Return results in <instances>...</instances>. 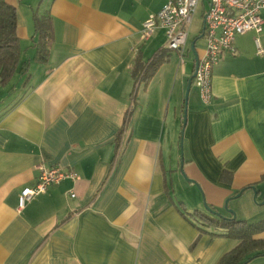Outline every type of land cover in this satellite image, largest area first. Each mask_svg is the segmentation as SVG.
Here are the masks:
<instances>
[{"label":"crops","instance_id":"1","mask_svg":"<svg viewBox=\"0 0 264 264\" xmlns=\"http://www.w3.org/2000/svg\"><path fill=\"white\" fill-rule=\"evenodd\" d=\"M4 1L16 8L27 66L0 84V264H216L239 241L193 211L208 214L204 201L230 216L226 198L241 191L246 202L250 187L264 196V53L255 33L236 35V53L212 67L210 102L192 81L198 93L191 83L184 111L179 52L166 50L148 79L134 73L164 48L162 28L145 40L140 33L167 0ZM44 15L53 40L41 62L33 18ZM261 17L264 48V9ZM40 164L78 177L18 210ZM246 264H264V255Z\"/></svg>","mask_w":264,"mask_h":264},{"label":"built area","instance_id":"2","mask_svg":"<svg viewBox=\"0 0 264 264\" xmlns=\"http://www.w3.org/2000/svg\"><path fill=\"white\" fill-rule=\"evenodd\" d=\"M202 6V38L205 39L204 53L198 57L193 82L199 89L204 103L210 102L212 67L224 54H235V36L252 31L258 53L264 48L258 36L262 31L261 11L264 0H167L156 12L149 14L141 26L140 38H149L156 29L162 28L166 42L164 48L180 53V63L184 62V48L195 11ZM39 176L32 186H24L18 196V210L46 188L70 178L77 179L74 171H64L60 167L38 165ZM73 195V194H72ZM71 195V196H72Z\"/></svg>","mask_w":264,"mask_h":264},{"label":"trees","instance_id":"3","mask_svg":"<svg viewBox=\"0 0 264 264\" xmlns=\"http://www.w3.org/2000/svg\"><path fill=\"white\" fill-rule=\"evenodd\" d=\"M16 8L0 0V84L6 85L12 76L18 72H25L26 64H20V45L16 31ZM34 28L38 33L37 60L44 62L48 55L50 43L53 40V31L50 16H34ZM167 49L162 48L154 53L145 64L136 63L134 73L139 69L143 79L151 77L157 68L167 60ZM138 65V66H137ZM127 117V114H126ZM118 133V138L119 134ZM118 145V144H117ZM215 210L212 206L208 205ZM217 211V210H215ZM201 225L221 229V235L238 240V244L224 253L216 264H246L252 258L264 255V239L255 238L257 233L264 230V218L253 221L245 219L212 216L199 210L193 211Z\"/></svg>","mask_w":264,"mask_h":264},{"label":"rangeland","instance_id":"4","mask_svg":"<svg viewBox=\"0 0 264 264\" xmlns=\"http://www.w3.org/2000/svg\"><path fill=\"white\" fill-rule=\"evenodd\" d=\"M202 6L199 5L197 10L195 11V15L192 19V23L189 28V34H188V43H190V41L192 40H195V48L197 50L201 49L203 46H204V38H202L203 36H200L201 35V30H202ZM185 48H187L184 53V60H185V63L182 64V70L183 72H185L184 74L186 75L184 81L182 83H179L180 87L179 89H175V90H179L180 92V101L183 102L184 98H185V93H186V90L185 88H187V84H188V79H189V76H191V66H192V60H193V53L190 51V49H188V47L185 46ZM173 57V62L176 63V57H175V53H173L172 55ZM174 63V64H175ZM192 95L194 92H197V89L195 87V85L193 84L192 82ZM191 88V87H190ZM189 92H188V96H187V101H188V97H189V93H190V89H188ZM198 93V92H197ZM186 101V104L184 105V111H186L187 109V102ZM198 188V187H197ZM201 192V191H200ZM244 202V199L243 198H240L238 196L237 197H232L229 201H227V208L225 207V204H223L222 208H221V211L224 212L225 214L228 213V209L232 210L234 212V215L238 218V219H242V214L240 212V209H239V206L240 207H250V208H254L255 210H257V213L255 216V218L253 219H263L264 218V196L261 198V199H256L254 200L253 199V194H252V197L251 199L247 200L246 202ZM202 206L204 209L205 208V204H204V201L201 202ZM229 214V213H228ZM251 219V218H249ZM257 221V220H256Z\"/></svg>","mask_w":264,"mask_h":264},{"label":"water","instance_id":"5","mask_svg":"<svg viewBox=\"0 0 264 264\" xmlns=\"http://www.w3.org/2000/svg\"><path fill=\"white\" fill-rule=\"evenodd\" d=\"M200 36H202V34L200 35ZM196 50V48H195V40H192L191 41V43H190V51L193 53V56H194V71H193V73H192V75L191 76H189V79H188V84H187V88H185V90H186V93H185V104H186V101H187V96H188V92H189V88H190V85H191V83H192V80H193V76L195 75V69H196V66H197V64H196V62H198V55H197V51H195ZM186 113L184 112V118H183V123L185 122V120H186V115H185ZM180 145H181V153H182V141H181V143H180ZM180 153V154H181ZM182 162V161H181ZM250 189H252V191H253V199L254 200H256V195H257V192H256V189H254V187H250ZM240 194H241V191H239L234 197H237L238 198V196H240ZM232 197H228V198H226L225 200H224V204H225V207L227 208V201H229L230 199H231ZM205 204V203H204ZM205 208H206V210L209 212V213H211L212 214V216L214 215V216H220V217H227V216H222V214L220 213V212H218V211H215V210H213V209H211L207 204H205ZM228 213H229V215H231V218L232 219H234V218H236V216L234 215V212L232 211V210H230V209H228V211H227Z\"/></svg>","mask_w":264,"mask_h":264}]
</instances>
